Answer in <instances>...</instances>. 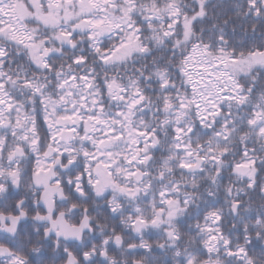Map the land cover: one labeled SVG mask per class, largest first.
Segmentation results:
<instances>
[{
  "label": "snow or ice",
  "instance_id": "obj_1",
  "mask_svg": "<svg viewBox=\"0 0 264 264\" xmlns=\"http://www.w3.org/2000/svg\"><path fill=\"white\" fill-rule=\"evenodd\" d=\"M0 264H264V0H0Z\"/></svg>",
  "mask_w": 264,
  "mask_h": 264
}]
</instances>
